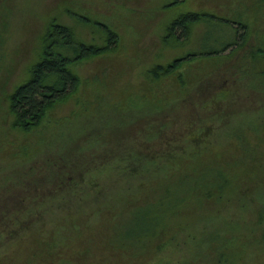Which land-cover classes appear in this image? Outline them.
<instances>
[{
  "label": "rangeland",
  "instance_id": "1",
  "mask_svg": "<svg viewBox=\"0 0 264 264\" xmlns=\"http://www.w3.org/2000/svg\"><path fill=\"white\" fill-rule=\"evenodd\" d=\"M190 10L202 15L190 22L187 32H182L179 24L172 32L168 31L169 21ZM51 18L72 25L75 34L86 40L105 42L108 28L117 32V39L113 47L73 65L80 82L69 97L56 103L49 112L51 118L44 129L17 130L11 126V113L4 96L28 75V67L41 49L40 36ZM256 46L264 48V0H0V190L10 185L20 169L22 156L15 158L12 154L24 151L30 154L45 141L41 137L44 133L56 136L73 128L74 120L69 117L80 111L85 112L84 116L101 118L96 120V126H103V134L107 135L101 137L106 140L100 151L102 157L103 151L119 140L130 143L127 151L143 154L146 144L143 139L148 138L147 151H151L150 146L164 151L160 168L149 170L150 173L144 169L135 172L127 190H122L119 175L111 170L112 164H107L111 158L103 157L105 160L101 162L96 156L95 169L100 166L104 180L109 176L116 178L104 188L113 199L116 213L96 210L94 213L98 215L91 214L88 218L76 213L73 221L64 212L74 207L75 199H70L68 194L75 182H69L68 178L62 180L61 186L50 184L54 171L49 165L45 166L49 171H40L46 177L39 182L37 160L28 161L21 168L26 172L22 176L27 175L30 181L9 187L7 192L11 197L0 207V225L6 216L13 222V229L22 224L11 236L7 230L3 231L5 236H0V264H154L152 261L201 264L206 241L216 233L229 245L242 249L233 253L238 259H233L232 264H264V241L258 242V237L264 240V225L260 232H256L257 226L255 232L249 230L253 225L245 228L254 212L247 209L258 207L260 201L264 203L263 191L261 197L255 194L258 182L253 180L256 172L252 168L254 162H259L262 170L264 161V82L257 73V64L248 57L249 48ZM182 55L186 56L168 74L169 79L155 77L149 70L154 63H165ZM225 91L226 96L221 100L213 99L215 94L222 95ZM195 92L200 103L194 106L192 100L189 103L187 100ZM181 97L186 102L181 105L183 111L178 106ZM167 101L171 102L155 111ZM203 102H206L204 107ZM220 102H224L222 107ZM100 109L104 111L95 113ZM131 110L134 112L129 121L124 115ZM188 117L193 124H187ZM120 118L126 123L119 124ZM201 121L205 126L198 125ZM152 122L153 127L163 122L167 127L162 132L167 135L173 126L177 132L171 143L178 144L183 141L184 133L194 131L195 126V139H186L184 143L201 144L202 148L199 152H181L178 162L166 161L173 154L167 151V141H157L156 135L163 128H153L156 133L150 135ZM138 137L142 142L135 145L133 140ZM241 140L245 147L239 143ZM231 141L240 145V151L229 150ZM167 143L171 145L170 141ZM50 154L53 157V151ZM253 154L258 157L250 158ZM214 155L224 157L222 168L212 163L218 158L209 161ZM41 159L39 155L38 160ZM242 160L248 164L249 171ZM179 162L181 169L175 165ZM30 164L35 171L27 168ZM218 168L228 173L234 186L244 181L243 192L253 191V194L232 193L221 210L216 206L208 211L198 209L189 188L193 187L191 182L196 180L198 185L200 176H214L213 171ZM138 181L140 185H136ZM36 182L38 188H33L32 183L35 186ZM54 190L59 191L52 196ZM90 195L84 193L81 199L88 211L96 202ZM54 196L58 199H54L57 204L53 202V212L29 217L24 211L19 216L33 198ZM232 211L235 220L231 223L228 217ZM152 228L157 232L162 228L165 233L161 237L146 233ZM138 231L141 234H136ZM167 236H173L174 242L170 241L161 250L154 249L156 240H165Z\"/></svg>",
  "mask_w": 264,
  "mask_h": 264
},
{
  "label": "trees",
  "instance_id": "2",
  "mask_svg": "<svg viewBox=\"0 0 264 264\" xmlns=\"http://www.w3.org/2000/svg\"><path fill=\"white\" fill-rule=\"evenodd\" d=\"M202 14L198 11H186L183 13L178 14L175 16L171 21H169L167 25L168 31H173V28L176 24H179L181 27L182 32H187L190 22L193 19L198 18ZM170 33V32H169ZM117 39V32L113 29L108 28V35L106 37L105 42H97L93 40H86L84 38H81L80 36L75 34V30L72 27V25L68 24L64 21H58L55 18H51L45 25L44 30L40 36L41 40V49L38 51V57L31 62L30 66L28 67V75L19 83H17L11 90L6 91L4 98L7 100V108L10 117V123L11 126H13L14 129H22V130H29L31 128L36 129H44L46 123L51 118L49 115V112L54 109L56 106V103L64 101L67 97H69L70 93L78 86L80 82V77L76 69L74 68V64L77 63V61L90 57L93 55L98 54L104 49L111 48L114 46ZM246 38H244L245 40ZM243 40V41H244ZM234 42L237 43V40H234ZM240 43V42H239ZM226 44L223 45L221 48H225ZM217 51V50H216ZM248 57L257 64L256 70L257 73L260 74V79L262 82H264V48L260 46L251 47L248 51ZM260 52V53H259ZM186 55L174 57L173 59L165 62V63H154L149 67V70L151 73L155 75V77H158L161 75L165 76V78H168V74L178 65V62L180 59L185 57ZM209 75V74H208ZM179 77V75L177 74ZM207 76V75H206ZM205 76V77H206ZM202 79V78H201ZM172 84V83H170ZM226 88V87H222ZM227 90V88H226ZM226 92L222 95L215 94L214 100H221L224 96H226ZM196 93V92H195ZM217 93V92H216ZM193 97L189 98L187 100V103H189L190 100H192V105H198L200 103L198 101V93L193 94ZM183 97L179 99V107L182 104L186 105V102L184 101ZM214 100L213 103L214 104ZM171 101H167V103L163 104L161 107L156 109L155 111L163 108L164 106H167ZM221 103V102H220ZM206 102H203V107L205 106ZM211 104V106H213ZM224 105V102L221 103L220 107ZM192 106L191 110H194L195 107ZM182 106L180 107V111L182 110ZM152 110V109H150ZM226 110V109H225ZM104 110L100 109L97 110L95 113L100 114V112H103ZM75 112V111H74ZM129 114L127 115L128 119L130 121V118H132L131 112H134L133 110L128 111ZM140 112V111H139ZM142 112V111H141ZM179 112V109H178ZM94 113V114H95ZM166 114V112H164ZM85 112L80 111L73 113L69 118H72L74 120L75 126L65 131H61L56 136L50 135L49 133L43 134L41 137L44 138L45 141L41 142V145L39 147H36V150L29 154V151H24L22 153H15L12 154L13 157H20V169L16 171L15 179L10 180L9 186L5 188V190H0V207L5 205V199H10V194L7 192L9 190V187L16 186L17 184L24 183L27 181H30L28 176H22L25 175L26 172L21 168V166H25V164L28 161H36V179L40 182V180H44L46 175H43L40 171H49V169H46L45 166H51L52 171H54V174L50 177H53L50 184H56L61 186L62 180H68L69 182H75L70 192L71 194H68V197L70 199H75V204L72 207L70 205V210L65 211L64 213L68 214L66 217L69 221H73L76 213L80 215L81 218H88L91 216V214L94 213L96 210H109L111 213L115 214L116 206L113 203V199H110L111 197L107 193V191L104 190V188L109 183V186L112 184L113 180H116L115 177L109 176L106 177V180H104V176L100 175V166H97L95 169V160L96 156L98 157L101 162L105 159L103 157H110L111 159L107 161V164H112V171L113 173H117L120 177V185L122 184L123 188L122 190L129 189L128 182L132 179L133 174L135 172H142V169L148 171L149 173L152 171H156L160 168L162 164H160V158L164 154V151H157L154 150L149 152V150H146V147L148 148V143L150 141L147 139L144 143L145 153L140 154L139 151H127L128 149L126 146H129L128 144L119 140L118 143L112 148H108L106 151L104 150V156L102 157L100 155V151L103 150V144L106 140L101 137H107L106 134H103L104 131H102L103 126H96V120L101 119L99 116L91 117L90 116H84ZM122 114V113H121ZM120 114V115H121ZM136 114V113H135ZM191 114V113H190ZM139 114H136L137 116ZM123 116V115H122ZM163 118L160 119V121H163ZM187 124H193L192 118L188 117ZM203 121H201L198 125L199 126H205L202 124ZM126 123L125 119L120 118L119 124ZM175 123V121H174ZM40 124L41 127L38 125ZM175 126V125H174ZM207 126V125H206ZM155 127L163 128L159 130V136L157 139L158 142L160 141H167L171 143V140H174L176 138V132L177 130L172 126L169 128V133L164 134L162 132H166V125L163 124V122H158L154 124L151 123V131L150 135H155V131H153ZM119 128V127H118ZM193 128V127H192ZM184 129H190V127ZM194 131L188 130L184 135L182 136V140L180 144L174 142L169 145L167 142V151L172 152L173 156H168L166 161L174 160V162L180 161L181 152L190 151L193 150L194 152H199V149L202 148L201 144L199 146L194 145L193 143H184L186 139L194 140L195 139V133L197 128L194 126ZM180 136V135H179ZM240 136V135H238ZM57 138H61L60 141L57 140ZM135 145H138V142H142L141 138H137L133 140ZM55 143V144H54ZM232 146L228 147L229 150L232 152L236 149L240 151L238 143L231 141L230 142ZM239 143H241V146H244L243 140H241ZM52 144V145H51ZM134 144H131V147H134ZM206 144V143H205ZM156 146H160V144H156ZM115 147V148H114ZM178 147V148H177ZM183 147V148H182ZM226 151L227 147L222 146ZM245 147V146H244ZM219 148V147H218ZM262 148V147H261ZM140 149V148H139ZM53 151V157L51 156ZM126 152V153H125ZM151 153V154H150ZM222 153H224L222 151ZM262 155L264 156V144L262 148ZM238 154V152H237ZM39 155H42V159H39ZM91 155V158L93 160H89L91 158H88V156ZM143 155V156H141ZM140 156L142 157L140 159ZM151 156V158H150ZM223 156V155H222ZM242 156V155H241ZM251 157H258V155L253 154ZM103 158V159H102ZM131 158H133L131 160ZM150 158V159H148ZM215 159L212 163H217L221 165V168L223 166L222 160H224V157L219 156H212L209 161H212ZM243 161V160H242ZM134 162V164H133ZM136 162V163H135ZM206 163V162H205ZM210 163V162H207ZM225 163V162H224ZM132 164V165H131ZM143 164V168H142ZM244 165V168L249 171L248 164L246 162H242ZM175 165L179 166V169H181V162H179V165L176 163ZM241 165V161L239 163ZM259 162L256 164L254 162V165H252V168L255 170V176L256 178H253L255 182H258L257 188L255 189V194L262 196V191L264 193V161L263 164L261 163L262 170H259ZM185 166V165H183ZM30 170L35 171L34 165L27 166ZM221 168H218L217 170L213 171L215 172L214 176L211 177H205L204 175L200 176L199 179L200 182L198 185H195L196 180L194 182H191V186L189 187L191 191L194 193L193 197L199 204L198 209L201 207L203 210L208 211L214 206L218 208V210H221L225 206V203H227V200H229V195L232 193H238L242 195H251L253 194V191H250L251 193L248 194V191H244L243 188H241L242 182H238L235 186L233 185L232 178L226 174L224 171H222ZM46 169V170H45ZM151 170V171H149ZM33 171V172H34ZM25 172V174H24ZM59 173V176L58 174ZM258 173H261L262 176H260ZM39 175V176H38ZM128 175V176H127ZM233 175V174H232ZM188 176V175H187ZM234 176V175H233ZM49 177V178H50ZM199 178V177H198ZM197 178V179H198ZM57 179H60L57 182ZM130 179V180H129ZM212 179H214L212 181ZM209 181V182H206ZM143 182V181H142ZM140 185L141 182L138 181ZM65 184V183H63ZM105 184V185H104ZM33 188H38V183L36 182V185L34 186V183H32ZM104 186V187H103ZM232 186V187H230ZM228 187V188H227ZM231 191L234 192H229ZM243 189V190H242ZM262 189V190H261ZM59 190H54L51 194L53 196V193H57ZM84 193L85 194H91L93 196L92 198L96 201L94 202V205L89 211L87 208L83 206V202H81V199H84ZM106 193V194H105ZM96 194V195H95ZM50 195V194H49ZM4 196L2 199L1 197ZM65 195H63L64 197ZM96 196V197H95ZM67 197V199H68ZM99 198V199H98ZM54 199H41V198H33V201H31L28 205V208L21 211L19 213V216L22 214V212L27 211V214L29 217L32 215L37 214H43L53 212L52 207L54 206ZM116 198L114 197V202ZM242 200V199H241ZM103 201V205L100 203ZM260 201V200H259ZM54 202V203H53ZM67 204V201H65ZM62 203H64L62 201ZM260 204L258 207H249L247 210H254L252 214V219L249 220V222H246L245 228L247 229L249 226L250 231H258L260 232L262 225H264V211L262 209L263 202L260 201ZM57 204V203H56ZM50 205V206H48ZM206 205L207 208L204 207ZM45 206L49 207L46 208ZM115 206V208H114ZM253 208V209H252ZM68 209V208H67ZM246 209H243L244 211ZM201 210V211H203ZM235 210V209H234ZM250 211V212H251ZM235 211L231 212V215L228 217L230 222L232 220H235V218L232 216V214ZM252 213V212H251ZM1 213V215H3ZM98 215V214H96ZM94 215L93 217H95ZM2 218V217H1ZM240 218L243 219V217ZM31 219V218H30ZM4 221L2 225H0V236H5L6 233L3 231L7 230V234L9 236L12 235V231L18 230L20 227H22V224H17L16 229L12 224L10 223V218L7 219V216L5 218H2ZM18 223H19V219ZM39 220V219H37ZM245 220L243 221V223ZM31 223V222H29ZM157 223V222H156ZM232 223V222H231ZM10 224V225H9ZM9 226V227H8ZM29 226V225H28ZM27 226V227H28ZM257 226V229H256ZM159 229V232L154 230L152 228L151 231L148 229L146 230V233L149 232L150 235L154 236H162L165 231ZM154 230V231H153ZM253 232V233H254ZM136 232V234H138ZM141 234V233H139ZM253 236H256L255 233ZM173 236H167L165 240L160 239L156 240L154 249L161 250L163 248H166L171 244L170 241H173ZM263 242L264 240L258 237V242ZM174 242V241H173ZM202 242H205L203 240ZM208 243L205 246V251L202 252L203 255L201 264H232V260L238 259L237 255H233L236 251H242L240 247L231 246L228 244V242L220 236L219 233H216V235H212L207 241ZM173 245V244H172ZM111 247V246H110ZM115 249L114 247H111ZM202 248V245H201ZM142 254L141 252L139 255ZM143 255V254H142ZM233 257V258H232ZM259 261V260H258ZM154 264H161L159 261H152ZM257 262V261H255ZM200 263V262H199ZM262 264V263H261Z\"/></svg>",
  "mask_w": 264,
  "mask_h": 264
}]
</instances>
